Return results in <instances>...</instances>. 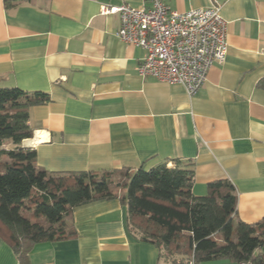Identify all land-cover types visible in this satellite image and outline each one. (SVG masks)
I'll return each instance as SVG.
<instances>
[{"label":"crops","instance_id":"crops-1","mask_svg":"<svg viewBox=\"0 0 264 264\" xmlns=\"http://www.w3.org/2000/svg\"><path fill=\"white\" fill-rule=\"evenodd\" d=\"M153 0H0V89L45 93L29 111L38 167L49 172L191 166L192 192L228 181L240 221L264 219V0H160L186 12L219 7L226 56L188 96L180 85L140 78L145 56L120 42L117 15L101 5ZM76 236L34 245L23 261L0 237V264H173L128 229L119 199L73 209ZM264 252V251H263ZM200 264H236L220 259Z\"/></svg>","mask_w":264,"mask_h":264},{"label":"trees","instance_id":"trees-1","mask_svg":"<svg viewBox=\"0 0 264 264\" xmlns=\"http://www.w3.org/2000/svg\"><path fill=\"white\" fill-rule=\"evenodd\" d=\"M47 102L45 93L0 89V237L18 260L38 243L75 237L73 209L119 199L129 231L155 245L160 258L264 264V219L252 225L239 220L228 181L211 182L204 195L195 196L193 170L179 161L101 173L38 167L35 151L21 143L33 137L30 109Z\"/></svg>","mask_w":264,"mask_h":264},{"label":"built area","instance_id":"built-area-1","mask_svg":"<svg viewBox=\"0 0 264 264\" xmlns=\"http://www.w3.org/2000/svg\"><path fill=\"white\" fill-rule=\"evenodd\" d=\"M100 13L117 15V39L145 52L136 68L142 79L180 85L191 97L206 83L210 68L225 60L226 25L216 5L178 12L160 0H153L148 8L123 1L117 6L101 5ZM183 264L196 263L190 259Z\"/></svg>","mask_w":264,"mask_h":264}]
</instances>
